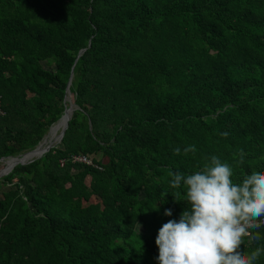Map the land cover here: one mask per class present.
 <instances>
[{
    "label": "trees",
    "instance_id": "1",
    "mask_svg": "<svg viewBox=\"0 0 264 264\" xmlns=\"http://www.w3.org/2000/svg\"><path fill=\"white\" fill-rule=\"evenodd\" d=\"M72 72L62 142L0 178V264H157L190 208L169 171L264 172V0H0V159L43 141Z\"/></svg>",
    "mask_w": 264,
    "mask_h": 264
},
{
    "label": "clouds",
    "instance_id": "2",
    "mask_svg": "<svg viewBox=\"0 0 264 264\" xmlns=\"http://www.w3.org/2000/svg\"><path fill=\"white\" fill-rule=\"evenodd\" d=\"M183 152L195 153L196 148L189 145ZM174 153L179 155L181 149L176 147ZM169 176L171 188L184 187L190 208L158 230L157 264H255L264 248L246 254L241 245L244 237L261 239L250 229L264 226V172L254 171L234 182L232 167L212 156L200 171H169ZM164 215L172 216V210Z\"/></svg>",
    "mask_w": 264,
    "mask_h": 264
},
{
    "label": "water",
    "instance_id": "3",
    "mask_svg": "<svg viewBox=\"0 0 264 264\" xmlns=\"http://www.w3.org/2000/svg\"><path fill=\"white\" fill-rule=\"evenodd\" d=\"M86 50H82L81 52H80V54H79V56H78V58L79 57H81L82 56V54L85 52ZM73 77H74V72H72V75H71V78H70V81H69V84H68V86H67V90H66V96H65V103H67L68 101H69V93H71V91H70V86H71V84H72V79H73ZM75 108H76V104H72V103H70V106L68 107H66V110H65V112H64V115L62 116V118L55 124V125H57V124H59L63 119H65V116H66V121H65V125H64V127H63V129H62V131H61V133H60V135H59V144L62 142V140H63V138H64V135H65V132H66V130H67V128H68V124H69V121L71 120V118H72V115H73V112H74V110H75ZM68 111H70V115H67V112ZM54 125V126H55ZM54 126H52L51 128H50V130H49V132L51 131V129L54 127ZM48 132V133H49ZM46 138V136L44 137V139ZM44 139H43V141H44ZM42 141V142H43ZM41 142V143H42ZM41 143L37 146V148L35 149V150H32V151H29V152H27V153H25V154H23V155H20V156H17V157H9V158H7V159H19L20 161L19 162H17L9 171H7V172H5L4 173V175H6V174H8V173H10L12 170H13V168L17 165V164H27V163H29V162H31V161H35V160H37V159H40V158H42L46 153H48L53 147H57L56 145H51V146H48L46 149H44V150H42V152L38 155V157L37 158H35V159H32V160H23V158L26 156V155H30V154H36L37 152H38V150L40 149V147H41ZM2 160H4V158L3 159H0V161H2Z\"/></svg>",
    "mask_w": 264,
    "mask_h": 264
},
{
    "label": "bare ground",
    "instance_id": "4",
    "mask_svg": "<svg viewBox=\"0 0 264 264\" xmlns=\"http://www.w3.org/2000/svg\"><path fill=\"white\" fill-rule=\"evenodd\" d=\"M69 101L70 103H74L72 101V94L69 93ZM69 107V106H68ZM67 115H70V111L67 112ZM65 121H66V116H65V119H63L59 124L55 125L51 131L49 132V134L46 136V138L44 139V141L41 143V147L40 149L38 150V152L36 154H30V155H26L23 160H32V159H35L38 157V155L42 152V150L46 149L48 146H51V145H58L59 144V137L52 141L51 143H49V137L53 136L56 132H60L62 131L64 125H65ZM59 133V135H60ZM49 143V144H48ZM7 162V166L5 168H3L1 171H0V177L4 175L5 172L9 171L17 162H19L20 160L19 159H7L6 160Z\"/></svg>",
    "mask_w": 264,
    "mask_h": 264
},
{
    "label": "rangeland",
    "instance_id": "5",
    "mask_svg": "<svg viewBox=\"0 0 264 264\" xmlns=\"http://www.w3.org/2000/svg\"><path fill=\"white\" fill-rule=\"evenodd\" d=\"M59 133H60V132H56L53 136L49 137V141H50L49 143H51L52 141L56 140V139L59 137ZM48 134H49V133H48ZM48 134H47V135H48ZM47 135H46V136H47ZM54 142H55V141H54ZM49 143H48V144H49ZM58 145H59V144H58ZM56 146H57V145H56ZM6 160H7V159H4V160L0 161V171H1V169H3L4 167L7 166V163H6L7 161H6ZM3 176H4V175H3ZM1 177H2V176H1ZM1 177H0V178H1ZM9 188H10V186H6V187H5V189H9Z\"/></svg>",
    "mask_w": 264,
    "mask_h": 264
},
{
    "label": "built area",
    "instance_id": "6",
    "mask_svg": "<svg viewBox=\"0 0 264 264\" xmlns=\"http://www.w3.org/2000/svg\"><path fill=\"white\" fill-rule=\"evenodd\" d=\"M73 161L74 162L79 161V162H89L90 163V161L88 160V158H85L84 156L83 157H73Z\"/></svg>",
    "mask_w": 264,
    "mask_h": 264
}]
</instances>
